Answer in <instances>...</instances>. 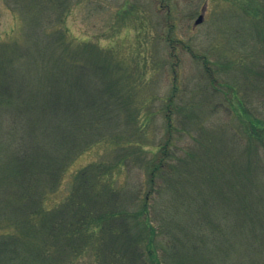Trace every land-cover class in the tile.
Returning <instances> with one entry per match:
<instances>
[{
  "label": "trees",
  "instance_id": "obj_1",
  "mask_svg": "<svg viewBox=\"0 0 264 264\" xmlns=\"http://www.w3.org/2000/svg\"><path fill=\"white\" fill-rule=\"evenodd\" d=\"M249 1L243 0L241 7L247 28L257 35L259 63L251 71L259 82L254 89L261 99L255 96L257 105L251 108L250 97H236V91L229 112L238 125L233 129L234 145L240 147L238 141L242 140L240 143L250 145L247 149L261 148L264 153V110L260 104L264 103V4ZM24 31H28L30 45H0V184L17 180L32 189L34 196L13 193L0 202V217H7L14 226L12 232H0V264H66L64 258L70 252H78L95 238L96 231L110 227L112 235L106 232L110 240L104 242L114 254L109 260L104 254L106 264H112L116 254L123 255L122 261L127 255L134 264L136 260L163 264V259L172 264H264V236L259 244L255 234L250 239V229H242L248 226L245 221L264 225V187L259 190V184L253 186L249 172L254 165L248 158L243 162L239 154L224 151L222 142L210 145L209 139V143L200 142V150L186 144L172 151L175 143L170 134L174 125L169 96L164 101L168 136L156 145V153L140 164L146 170L145 182L138 191L115 185L118 167L127 161L123 150L131 140L121 141L112 128L121 122L142 128L132 73L120 64L113 67L111 54L93 45L82 59L75 55L65 61L57 51L62 36L50 32L45 40L40 28ZM49 47L53 50L50 55ZM36 54L40 58L34 57ZM17 58L25 62L17 65ZM235 58L241 59H227ZM206 73L210 75L208 70ZM28 116L25 131L29 140L9 143L3 127L9 125L6 134H15L14 127H21ZM6 118L8 124L4 125ZM96 145L104 146L106 152L114 150L116 162H93L78 169L68 199L53 212L39 208L38 199L56 189L70 165ZM36 164L38 172L45 175L41 179H35ZM43 188H48L47 193ZM153 193L161 198L156 217L151 215ZM165 211L169 218L163 217ZM106 224L109 227L105 228ZM156 224L160 234L171 238L161 257L155 249H148V258L142 260L139 238L146 234L145 246L151 248L158 236ZM244 240L245 252L239 250Z\"/></svg>",
  "mask_w": 264,
  "mask_h": 264
},
{
  "label": "rangeland",
  "instance_id": "obj_2",
  "mask_svg": "<svg viewBox=\"0 0 264 264\" xmlns=\"http://www.w3.org/2000/svg\"><path fill=\"white\" fill-rule=\"evenodd\" d=\"M242 1L0 0V45L12 42L30 45L28 31L24 30L40 28L45 40L52 32L58 34V37L62 36L57 51L65 61L75 55L82 59L81 56H85L84 53L93 45L100 51L104 50L105 54L107 51L111 54L113 67L120 64L132 73L134 101L140 111L137 116L140 117L139 123L142 128L139 126L130 128L123 122L112 128V131L119 134L118 139L121 141L131 140L123 150L127 161L118 167L120 173L116 174L115 185H124L126 190L131 188L140 190V185L145 182L147 176L145 168L140 164L149 155L156 153L158 150L156 145L168 136L164 101L171 96L174 126L170 134L175 143L172 151H176L178 145L186 144L194 147L197 145L196 149L200 150V142L211 141L210 145H214L220 141L223 143L224 151L239 154L243 162L247 158L252 162L254 166L250 168L249 176L253 179V186L256 188L259 184V190H263L262 149L256 150L252 146L247 149L250 145L244 141L240 143L242 140L238 141V144H242L240 147L235 146L232 137L233 129H237L238 125L236 118L230 114L231 102H235L236 97L244 100L250 97L252 108L257 105L255 96L261 99L260 92L254 89L259 82L255 80L251 71L259 63L257 35L254 29L247 28L249 25L241 7ZM251 1L249 4L252 5L256 4L255 1L264 4V0ZM200 15L201 21L195 23ZM249 32L254 36H250ZM48 49L47 54L53 53L51 47ZM34 57L40 58V55L36 54ZM230 57L241 59L235 58L234 61H230L227 59ZM24 62L23 59H16L17 65ZM132 69L137 73L136 79ZM207 70L210 75L206 73ZM29 75L32 78L33 72ZM236 91L237 96L233 97ZM260 104L264 110V103ZM29 118L28 116L23 119L21 127H14L15 134L13 132L6 134L9 125L3 127V133L9 143L29 140L25 131ZM7 119L4 125L8 124ZM18 142L15 145L18 146ZM251 149H254L256 154L254 151L250 153ZM177 154H181V151H177ZM116 159L114 150L106 152L104 146H94L70 165L59 186L39 198L37 206L48 210L47 212H53L68 199L75 171L93 162L112 160L114 164ZM36 170L35 179L45 176L38 172L37 164ZM116 172L117 168L114 174ZM147 186L145 183L144 187ZM43 189L47 193L48 188ZM25 192H30L34 196L32 189L25 188L17 180H14V184L9 182L5 186L0 184V202L5 201L13 193L19 196ZM150 198L151 215L156 217L157 211L161 208V198L155 193ZM163 217L169 218L170 215L165 211ZM219 217L221 219L222 216ZM245 223L248 226L242 229H250L248 231L250 239L253 240L255 234L258 237L257 243L261 244L264 225L253 220ZM107 226L106 224L105 228ZM155 226L158 236L156 239L153 238L151 248L145 246L146 234L139 238L138 242L143 246L142 260L148 258V249H155L161 257L163 246L171 238L166 234H160L158 224ZM12 231L13 224L7 217H0V232ZM106 232L111 236L112 227L104 232L96 231V235H92L95 238L86 243L85 247L82 246L78 252H70V255L64 258L66 264H106L103 261L104 254L107 260L114 254L112 247L105 245L104 239L107 242L110 240V237L109 240L108 236L106 237ZM241 243L239 250L245 252L247 244L245 240ZM103 249H107V252L104 253ZM121 255L116 254V259L112 257V264H134L128 260L127 255H125L127 260H119ZM135 264H142V261L136 260ZM163 264L172 263L163 259Z\"/></svg>",
  "mask_w": 264,
  "mask_h": 264
},
{
  "label": "water",
  "instance_id": "obj_3",
  "mask_svg": "<svg viewBox=\"0 0 264 264\" xmlns=\"http://www.w3.org/2000/svg\"><path fill=\"white\" fill-rule=\"evenodd\" d=\"M201 19H202V15H200V16L197 18V20L195 21V23H199V22L201 21Z\"/></svg>",
  "mask_w": 264,
  "mask_h": 264
}]
</instances>
